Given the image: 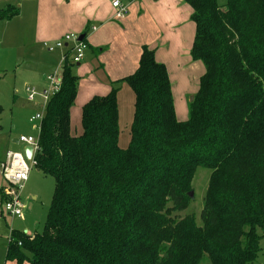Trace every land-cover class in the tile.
Masks as SVG:
<instances>
[{
  "label": "trees",
  "instance_id": "trees-1",
  "mask_svg": "<svg viewBox=\"0 0 264 264\" xmlns=\"http://www.w3.org/2000/svg\"><path fill=\"white\" fill-rule=\"evenodd\" d=\"M194 25L189 56L204 72L176 119L163 64L142 46L137 69L80 108L64 56L58 89L38 125L33 167L54 182L42 230H11L15 264H251L264 230V0H183ZM7 5L0 20L17 16ZM134 95L126 148L118 147L117 92ZM197 168L210 170L200 212L175 218ZM5 201L0 197V205Z\"/></svg>",
  "mask_w": 264,
  "mask_h": 264
},
{
  "label": "rangeland",
  "instance_id": "rangeland-1",
  "mask_svg": "<svg viewBox=\"0 0 264 264\" xmlns=\"http://www.w3.org/2000/svg\"><path fill=\"white\" fill-rule=\"evenodd\" d=\"M36 1L0 0V5L14 3L19 6L20 10L18 18L0 20V194L3 196V191L6 188L13 190L22 208V215L14 218L4 212L0 205V264H15L13 261L5 260L7 241L11 230L25 234L39 233L42 230L54 191L53 179L34 168L31 161L24 157L26 146L21 143H13V140L21 136L36 138L39 121H30L29 119L41 112L45 96L48 97L52 94L53 83L50 77L60 71L64 56L72 64V53L67 54L71 43L68 44V48H65L55 46L58 41H61L62 45L64 44L61 38L53 42L32 40L31 16ZM216 1L219 5L225 3V0ZM100 57L102 56L100 55ZM115 57L118 58L116 55ZM115 57L104 55L102 60L99 59L96 62L94 55L88 51L87 45H85L79 66L76 67V64H72L71 72L77 79V94L70 112L73 135L80 134V105H83L81 103L93 96H105L108 93L112 82L110 81L111 77L118 70ZM190 63L188 66L170 69L169 81L178 121L188 119L190 98L196 94L199 78L204 72L199 61L191 60ZM26 88L34 89L38 97L42 98L39 100V106L26 101ZM133 105V92L124 84L117 92L118 147L121 149L126 148L129 142ZM13 154L23 156L24 163L28 168L27 179L19 184L17 190L15 186L8 184L4 177ZM1 164H6L5 170H2ZM209 175L210 170L208 169H196L191 182L193 196L182 212L174 213L175 218L192 215L195 223L201 224L200 212ZM258 233L261 236L260 250L256 260L251 264H264V230H259ZM200 264L210 263L205 258Z\"/></svg>",
  "mask_w": 264,
  "mask_h": 264
},
{
  "label": "crops",
  "instance_id": "crops-1",
  "mask_svg": "<svg viewBox=\"0 0 264 264\" xmlns=\"http://www.w3.org/2000/svg\"><path fill=\"white\" fill-rule=\"evenodd\" d=\"M113 1L126 7L123 18L115 17ZM12 4H1L0 10L7 5L15 6L19 10V6ZM190 14L191 10L183 0H37L31 16V37L32 40L53 42L62 39L66 34L84 36L82 41L94 55L96 62L102 60L104 55L118 57H115L118 70L110 81L132 74L137 69L140 49L146 46L153 51L155 61L165 66L170 78V69L191 64L189 50L194 36V25ZM19 15L20 10L12 19ZM69 43L71 42L63 47L68 48ZM71 48L72 43L67 54L71 53ZM78 66L79 63L76 64ZM59 73L60 71L55 76ZM50 96H45L41 112ZM25 99L28 103L31 102L28 101L26 92ZM39 100L42 98L36 94L31 104L39 106ZM88 100L85 99L81 104ZM13 143L20 142L14 139Z\"/></svg>",
  "mask_w": 264,
  "mask_h": 264
},
{
  "label": "built area",
  "instance_id": "built-area-1",
  "mask_svg": "<svg viewBox=\"0 0 264 264\" xmlns=\"http://www.w3.org/2000/svg\"><path fill=\"white\" fill-rule=\"evenodd\" d=\"M112 7L116 9V13H115L116 18L121 19L126 14V11H127L126 7L121 5L118 1H113ZM62 42L64 44H67L68 42L72 43L71 62L74 64H78L83 58V51L85 50V44L83 43V41H79V37L77 35L66 34L62 38ZM64 44L62 45L61 41H58L56 42L55 46L62 47L64 46ZM50 79L52 80V83H53V92H52L53 94L54 92L57 91L59 82L57 80V76L55 75L51 76ZM25 92H26L28 101L32 102L34 100V97L36 96L35 90L31 88H26ZM42 117H43V112H40L32 116L30 118V121L38 120L40 122ZM18 141L24 144L25 146H29L32 148V154L30 158V161L32 163V156L36 150V138L21 136L18 138ZM5 165L6 164H1L2 170H5ZM27 174H28V168L24 163L23 156H21L20 154H13L10 159V163L8 164V168L6 172L4 173V177L6 178L8 184L15 186L17 190V187L19 186V184L24 182L27 179ZM3 196H4L5 201L2 203V210L6 212L7 214H9L11 217H14V218L20 217L22 215V208L19 205L18 197L14 193V191L9 188H6L3 191Z\"/></svg>",
  "mask_w": 264,
  "mask_h": 264
},
{
  "label": "water",
  "instance_id": "water-1",
  "mask_svg": "<svg viewBox=\"0 0 264 264\" xmlns=\"http://www.w3.org/2000/svg\"><path fill=\"white\" fill-rule=\"evenodd\" d=\"M83 38H84V36H80L79 37V41H82ZM192 100H193V97L190 98V102ZM31 154H32V148L29 147V146H26L24 148V157H25V159L30 160ZM188 196H189V198H192V196H193L192 191L188 193Z\"/></svg>",
  "mask_w": 264,
  "mask_h": 264
}]
</instances>
